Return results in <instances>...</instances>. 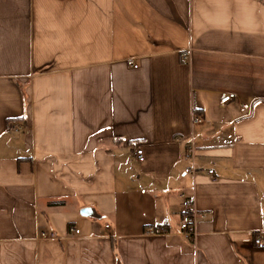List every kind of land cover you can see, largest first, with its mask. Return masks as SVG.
<instances>
[{
    "label": "crops",
    "instance_id": "crops-1",
    "mask_svg": "<svg viewBox=\"0 0 264 264\" xmlns=\"http://www.w3.org/2000/svg\"><path fill=\"white\" fill-rule=\"evenodd\" d=\"M263 228L264 0H0V264H264Z\"/></svg>",
    "mask_w": 264,
    "mask_h": 264
},
{
    "label": "built area",
    "instance_id": "built-area-1",
    "mask_svg": "<svg viewBox=\"0 0 264 264\" xmlns=\"http://www.w3.org/2000/svg\"><path fill=\"white\" fill-rule=\"evenodd\" d=\"M236 97L235 93H223L221 96V103L225 104L230 102ZM198 121L201 119L198 118ZM134 155L136 159L139 162L145 161V153L142 145H136L134 147ZM186 172L189 173H197V170L194 167H188L186 168ZM210 173H213V170L209 171ZM182 198V206H183V214L180 221V230L183 234H185L189 238H194L196 235V223L198 218H202L204 215L203 213H200L195 210L194 208V200L191 196L187 195L185 192L181 193ZM70 231H74L76 233H79L80 230L75 227H71ZM167 232L166 227H159V226H152L148 229V233L151 234H161ZM52 236L54 234H51ZM41 236L45 237L47 236V233L42 232ZM255 244L260 247L264 248V228L255 236L254 238Z\"/></svg>",
    "mask_w": 264,
    "mask_h": 264
},
{
    "label": "water",
    "instance_id": "water-1",
    "mask_svg": "<svg viewBox=\"0 0 264 264\" xmlns=\"http://www.w3.org/2000/svg\"><path fill=\"white\" fill-rule=\"evenodd\" d=\"M82 214H84V215H93L94 214V210L92 209V208H84L83 210H82Z\"/></svg>",
    "mask_w": 264,
    "mask_h": 264
}]
</instances>
